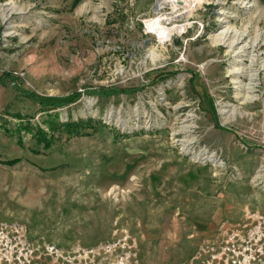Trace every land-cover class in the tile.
<instances>
[{
    "label": "rangeland",
    "instance_id": "1",
    "mask_svg": "<svg viewBox=\"0 0 264 264\" xmlns=\"http://www.w3.org/2000/svg\"><path fill=\"white\" fill-rule=\"evenodd\" d=\"M168 1L0 0V264H264V0Z\"/></svg>",
    "mask_w": 264,
    "mask_h": 264
},
{
    "label": "bare ground",
    "instance_id": "2",
    "mask_svg": "<svg viewBox=\"0 0 264 264\" xmlns=\"http://www.w3.org/2000/svg\"><path fill=\"white\" fill-rule=\"evenodd\" d=\"M168 3L172 6L173 8H176V10L179 12L182 8L186 7L185 9H187L186 13L191 12V10L194 8V6L197 5L196 2H194L193 0H169ZM183 9V10H185ZM190 9V10H189ZM189 11V12H188ZM185 12V11H184ZM182 13L177 14L176 16L180 17ZM185 15V14H184ZM162 18H158L157 20H153L152 22L147 23L149 25V28L156 33L160 39L162 41H164L165 39H168L170 37V35L173 34V32L175 31H180V27L175 26L173 27V30H169L164 28V26L162 25ZM232 30L227 29L226 31H224L219 37L220 41L226 43V41L230 40V38H232V36H236V33H234ZM240 36V35H239ZM237 37V36H236ZM235 38V37H234ZM240 39V38H239ZM238 40H232L228 43L229 48L232 50L233 56L235 57H242L245 55V53L247 52V47L242 46L241 48H239L237 51L235 50V46L239 43L237 42ZM237 62H241V59H236ZM240 70V71H239ZM238 71L243 73L244 71L241 69H239ZM235 73V71H234ZM225 112H227L225 110Z\"/></svg>",
    "mask_w": 264,
    "mask_h": 264
},
{
    "label": "trees",
    "instance_id": "3",
    "mask_svg": "<svg viewBox=\"0 0 264 264\" xmlns=\"http://www.w3.org/2000/svg\"><path fill=\"white\" fill-rule=\"evenodd\" d=\"M79 1V0H77ZM117 92V93H114ZM112 91V92H96L98 96L103 97V95H106L107 97H110L112 95H118L120 91ZM96 123L94 120H78L74 122H68V123H61L56 121L52 126H50V130L57 131V132H63L66 133L70 138L78 137L81 135H86L88 129H96ZM27 126H23V128H26ZM30 130L31 128L28 127ZM37 140L39 144H42L43 147L47 150L50 149L54 143V137L49 136L47 133L44 132L43 129L39 128L37 132ZM19 144L22 145V140L19 138ZM19 159H14L11 161L6 162V164H16L19 162Z\"/></svg>",
    "mask_w": 264,
    "mask_h": 264
},
{
    "label": "built area",
    "instance_id": "4",
    "mask_svg": "<svg viewBox=\"0 0 264 264\" xmlns=\"http://www.w3.org/2000/svg\"><path fill=\"white\" fill-rule=\"evenodd\" d=\"M187 125H189V124H187ZM185 126H186V125H185ZM185 126H184V131L186 130V129H185ZM189 126H190V128H189L188 131H191V128H192L191 123H190ZM203 153L206 155L207 152L204 151ZM211 156H212V154H211ZM214 156H216L215 152H214Z\"/></svg>",
    "mask_w": 264,
    "mask_h": 264
}]
</instances>
